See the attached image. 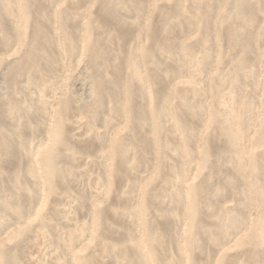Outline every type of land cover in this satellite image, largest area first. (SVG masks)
Instances as JSON below:
<instances>
[{"label":"rangeland","instance_id":"obj_1","mask_svg":"<svg viewBox=\"0 0 264 264\" xmlns=\"http://www.w3.org/2000/svg\"><path fill=\"white\" fill-rule=\"evenodd\" d=\"M0 264H264V0H0Z\"/></svg>","mask_w":264,"mask_h":264},{"label":"bare ground","instance_id":"obj_2","mask_svg":"<svg viewBox=\"0 0 264 264\" xmlns=\"http://www.w3.org/2000/svg\"><path fill=\"white\" fill-rule=\"evenodd\" d=\"M243 7H245V6H241L240 9H242ZM37 38H38V37H36V39H37ZM37 40H38V39H37ZM41 40H42V39H41ZM37 42H38V41H37ZM37 42H36V44H37ZM43 42H44V40H43ZM41 43H42V42H40L39 44H41ZM32 60H33V59H32ZM32 60H31V61H32Z\"/></svg>","mask_w":264,"mask_h":264}]
</instances>
